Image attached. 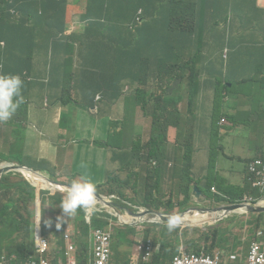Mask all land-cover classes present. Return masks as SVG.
Listing matches in <instances>:
<instances>
[{
	"label": "trees",
	"instance_id": "obj_1",
	"mask_svg": "<svg viewBox=\"0 0 264 264\" xmlns=\"http://www.w3.org/2000/svg\"><path fill=\"white\" fill-rule=\"evenodd\" d=\"M224 3L225 0H217L215 6L219 9ZM68 4L69 0H0V41L3 39L7 43V46H0V65L11 73L19 74L24 81V103L18 108V114L30 105L25 94L32 71L29 53L31 38L20 31L18 24L23 27L26 22L37 20L56 27L63 33ZM204 5L205 0H87L82 32L71 37L63 35L60 45V55H63L69 49L72 50L76 42L80 44L82 51L78 58L79 65L85 60L84 72L89 56L97 48L105 57L104 62L115 65L118 76L80 75L81 79L93 82L98 90L96 93H101L104 99V109L99 116L93 117L99 118L96 124L99 134L77 143L76 166L66 179L53 171V162L50 160H47L48 172L45 176L64 186H68L74 179L90 178L96 185V195L118 194L133 207V212L150 211L163 217L164 221L150 223L154 222L150 220L148 223L151 229L146 231L141 258L132 259L135 264H173L177 257L191 256L194 248L201 250V246L195 245V242L191 243L190 248L184 240L188 236L189 227L180 225L174 233L169 232L166 227L169 215L181 216L190 208L192 188L200 187L210 197L211 189L217 186V200L228 204L240 203L245 196L253 195L255 198L256 188L252 186V181L247 182L243 193L237 194L232 190L231 178L223 176V172L215 171L216 141L219 139L222 116L225 115L219 107H215L208 118L213 140L211 149H206V154L210 155L208 168L192 173L194 149L189 147L188 142L190 137L194 138L200 123L197 121L192 125L177 108L181 97L169 95L172 86L176 84V63L172 57L174 41L167 30L173 32L176 31V26H185L189 34L188 42L204 46L205 37L212 36L215 30L214 25L210 26L204 21ZM228 10L229 14L236 13L241 17L242 25L258 17L256 7L245 1L228 0ZM228 25L226 22V27ZM260 37L264 39L263 34ZM65 39L72 40V43H67ZM27 44L29 47H26ZM202 57L201 53L195 55L194 61L187 66L201 77L205 72ZM116 58L120 60L119 63H116ZM0 72L3 70L0 69ZM67 75L69 77L71 73L68 72ZM83 83L81 81L80 85ZM72 85L73 77L70 79V90ZM232 90L229 83L220 81L215 101L220 102L223 95ZM252 91L255 92L254 87ZM94 96L95 94L87 95L83 99V109L99 105L97 101L94 102ZM194 97L195 93L191 95L192 101ZM115 105H118L117 109L114 108ZM170 105L173 109H169ZM138 106L141 107L144 118L152 119V133L148 141L138 131L140 126L130 123L126 117L128 108L132 110ZM108 112L116 115L112 117ZM107 117L110 118L107 120ZM116 118L121 119L113 120ZM231 119L235 120L233 117ZM246 121L251 122V119L247 118ZM171 127L178 129L176 140L171 137ZM184 127L189 128L186 131ZM123 155L131 157L129 167L113 168V160ZM257 157L264 158V153L259 151L254 158ZM142 160L146 162L145 168L138 166ZM251 160L244 159V162L248 164ZM82 162H85V167H81ZM98 163H102L100 170L97 169ZM88 169H91L90 173ZM148 172L149 176L139 175ZM121 173L127 174L125 181L113 187L115 175ZM19 178L21 182H12L9 177H2L0 180V254L10 264L25 263L35 256L33 225L36 200L39 197L44 216L41 223L42 234L47 237V233L52 232L58 239L65 232L66 225V215L60 207L64 193L53 194L49 190L37 188L33 181H27L23 176ZM111 179L112 186L108 185ZM223 191L228 198H221ZM262 195L264 191L256 199ZM80 211L78 210V215L81 214ZM102 214L103 219H93L94 228L108 229V223L113 222L116 217L106 211ZM76 219L77 234L81 230L86 234L89 226L85 217ZM210 233L219 236L216 228H209L206 235ZM76 238L79 240L78 236ZM113 241L114 239L109 264H129L126 258L120 259V250ZM176 241L179 242L177 246ZM122 244L131 247L133 242L124 238ZM124 255L128 257L129 252ZM50 263L56 264L55 261Z\"/></svg>",
	"mask_w": 264,
	"mask_h": 264
},
{
	"label": "crops",
	"instance_id": "obj_2",
	"mask_svg": "<svg viewBox=\"0 0 264 264\" xmlns=\"http://www.w3.org/2000/svg\"><path fill=\"white\" fill-rule=\"evenodd\" d=\"M79 1L80 0H72L73 3H78ZM239 1L248 2L257 9L258 17L250 20L246 25H242L241 17L238 14H229L228 0H225L223 6H220L219 9L215 6L217 0H205L204 6L206 7V14L204 15V21L210 26L214 25L215 30L212 36L207 35L205 37L206 44L204 46H201L199 43L188 42L189 34L185 26H176V31L173 32L167 30V33L171 34L174 41L172 57L173 62L176 63V73L174 74L176 84L172 86V89L179 85L180 80L185 76L186 70L190 71L189 81H195L197 79L203 80L200 86L189 89L184 94L176 95V97H181V100L184 101V107L181 109L183 116L187 120H190L192 125L197 121L200 123L199 130L194 135L195 142L202 148H207L208 142L211 139L208 118L215 107H219L225 112L222 118L226 121L222 122L221 119L219 138L221 135H224L236 143V137H239V141L243 140L242 145H244V148L241 156L228 157V160L231 162H229L226 169L221 166L222 161L220 159L219 150L217 147L215 149V171L223 172V176H229L233 184L232 187H234L236 180L245 173L247 167L246 165L243 166L244 159L251 160V154L258 156L259 151L264 153V135H259L258 130H255L254 139L252 141L249 139L252 121L257 122L261 120L260 123L264 122V39L260 37V35H264V0H232V2ZM198 5L200 6L199 2ZM226 22L229 23L227 27ZM83 23H80L81 29L79 31H73L67 34L68 30L71 28V23L67 20L66 11V28L63 33L56 27H51L37 20L28 21L23 27L18 24L20 31L31 38L29 53L31 55L32 71L29 75V84L25 94V97L30 100V105L23 112L17 114L15 121L25 123L30 129V132L23 140L29 141L30 144L25 147L32 151L36 150L46 162L47 160L53 162V171L60 174L64 179L75 169L76 152L78 148L77 143L94 138L99 134L98 126H93L91 120L99 119L93 117L94 115L99 116V113L105 107L103 96L101 93H96L98 90L95 84L81 79L80 75L103 74L111 78H116L118 76L115 65L104 62L105 57L97 48H95L94 53L89 56L88 66L85 72L83 71L85 60L79 65L78 56L82 51L79 43L76 42L72 50L69 49L64 52L63 55H60V45L63 41V35L71 37L73 34H80L83 30ZM217 23H219V26ZM65 41L67 43H72V40L65 39ZM1 46L6 45L3 44ZM26 47H29V44H27ZM199 53L203 56L202 64L205 71L203 77L187 67L194 61L195 55ZM75 56L78 58L77 68H75ZM0 69L3 70V72L11 73L2 65H0ZM68 72L71 73L69 77L67 75ZM71 77H73V85L70 90ZM81 81H84L82 86L80 85ZM220 81L229 83L233 90L224 94L220 102H216L215 92ZM252 87L255 88V92L252 91ZM74 89L79 90L78 100L72 97L71 93ZM194 93L195 97L192 101L191 95ZM80 94H82V96H80ZM94 94V102L97 101L99 103L97 114L91 112V106H88L87 109H83V99L87 95L92 96ZM98 96H101V98L98 99ZM260 99H262V104L252 107V105L259 102ZM117 106L118 105H115L114 108L117 109ZM169 109H173L171 105ZM249 111L250 113L248 115ZM129 112L131 114L127 116V119L130 123L141 127L144 120L141 107L138 106L132 110L129 108ZM40 114L42 115L39 116ZM108 114L112 117L116 115L110 112H108ZM232 117L235 120H232ZM247 118H250L251 122H247ZM118 119L121 118L113 120ZM54 123L56 124V133H50L51 136H47L44 142H39L36 127L44 124L52 125ZM1 126L3 125L1 124ZM170 129L175 133L173 137L171 135L172 139L176 140L178 129L176 127H171ZM63 130H68L73 136H63ZM200 133L206 135L205 142L199 137ZM0 135L3 136L4 134ZM260 137L261 141L259 146L252 144V142ZM61 139H64V141L58 143ZM48 141L54 143L53 147H50V145L46 143ZM249 142L251 143L250 146H248ZM231 148L232 147L228 146L225 147L228 151H231ZM201 151L202 150L193 151L194 162L192 173L204 167L208 168L210 155L206 154V150ZM53 153L54 155L51 156ZM31 158L32 156L27 155L22 159L25 162L12 159L8 161L4 160L5 156L0 155V159H2L0 160V166L7 163H17L29 167L45 176L48 172V168L45 173L41 172L39 169L42 168L40 166H34L30 162ZM128 159L130 158H126L123 155L114 159L113 164L119 166ZM83 164L86 166L85 162H83ZM101 164L102 163L97 164L98 170L101 169ZM88 172L90 173L91 169H88ZM3 177H9L12 182L22 181L16 172L6 173ZM213 187L218 192V187ZM198 190L201 192L200 197H194L190 202V208L184 211V214L180 216H190V219L182 220L180 224L182 226H190L192 216L199 213L198 210H191L196 207L201 209L211 208L213 212L223 211V216L227 215L223 208H220L222 205H225V202L217 200V194L213 193L211 190L213 195L208 197L202 192L200 187H198ZM204 197H207V199H204ZM221 197L228 198V195L223 191ZM125 202L130 206L127 201ZM114 206L113 204L112 207ZM37 208L38 199L36 200V211ZM80 212L81 214L79 215L78 212L76 213V218L80 216L85 217L84 211L81 210ZM102 212L104 211L95 210L87 214V216H89L90 213H93V216L89 217V221L86 222L89 226L86 234L83 230L78 232L79 235L77 233L70 234L64 232L60 234L58 239L52 232H48L47 237L44 236L42 234L43 230L41 225H36L34 223L35 256L31 260L20 264H41L42 260L55 261L56 264H93V219L96 216H101ZM244 212L246 213L244 215L248 216L247 222L256 229L264 225V212H252L248 208L244 209ZM231 215L232 214H228V217ZM121 219H127L132 222V213H128L126 217L120 214L119 220L123 225ZM75 222L77 225V219ZM149 222L150 221L144 223L146 224ZM108 224L114 233V223ZM142 224L143 223H140L136 226L123 225L126 231L133 235L131 237L134 241H131L140 249L144 248L141 238L147 230L151 229V227H142ZM127 227H132V229L128 230ZM237 227L238 225L236 228ZM211 228H216L219 240L223 242L224 246L214 251L203 247L202 244L206 239V234L209 232L208 229V231L200 237V240L195 242V245L201 246V250L197 251L194 248V251H192L193 254L215 256L219 253L221 254V258L232 264H245L251 243L254 241L264 242V235H261V237L258 236V232L261 230L256 233L252 230L251 241L245 243L244 239L240 237L230 225L216 224ZM108 231L109 229L105 230V232ZM155 231L157 232L156 229ZM76 236L79 237V240ZM202 238L203 242H201ZM231 240L233 243H231ZM178 244L179 242L176 241V246ZM124 245L127 246L126 244ZM173 245L172 243V246ZM231 256H236V259L231 260Z\"/></svg>",
	"mask_w": 264,
	"mask_h": 264
},
{
	"label": "rangeland",
	"instance_id": "obj_3",
	"mask_svg": "<svg viewBox=\"0 0 264 264\" xmlns=\"http://www.w3.org/2000/svg\"><path fill=\"white\" fill-rule=\"evenodd\" d=\"M85 5H86V0H80L78 3H73L72 0H70L68 7H67V20L69 23H71V28L68 30L67 34H70L73 31H79L81 29L80 23H83L85 21L86 18V10H85ZM5 44L7 46V43L5 40L1 39L0 41V46ZM120 60L118 58H116V63H119ZM78 67V58L77 56H75V68ZM189 74L190 71L186 70L185 72V76L180 80L179 85H177L174 89L171 90L169 95H177V94H184L186 93L189 89H193L196 88L198 86H200L203 83L202 79H197L195 81H189ZM151 90H149L150 92ZM72 97L74 99H79V90L78 89H74L72 91ZM80 96H82V94H80ZM262 104V99H260L259 102L255 103L252 105L256 106V105H260ZM184 107V101L181 100L180 102L177 103V108L181 111V109ZM250 111L248 112L249 115ZM131 114L129 112V108L126 111V117ZM14 118V115L12 116V118L7 121V122H0V134H4L3 136L0 135V155L5 156V158L12 159V160H20L22 162V159L27 156L30 155L32 156L30 162L34 165V166H40L42 169L41 172L45 173V171L48 168V163L45 161V159H42V157L38 154V152L32 151L31 149H27L25 146H29V141H23L25 136H27V134L30 132L29 127L25 124V123H19L16 121H13L12 119ZM110 117H107V120ZM259 122V123H258ZM261 120H258L257 122L252 121V126L250 129V141H252L255 137V130H258V134L263 136L264 135V122L260 123ZM92 123L96 126L97 124V119H92ZM1 124L4 126H1ZM189 127H184V129L187 131ZM37 129V138L39 140V142H44L47 136H51L50 133H56V124H52V125H47L44 124L42 126H38L36 127ZM138 131L142 134L145 135L146 137V141H148V139L150 138V135L152 133V119L149 117H145L142 123V126L138 129ZM171 135L172 137L174 136V132L173 130L170 129ZM62 135L63 136H73L72 134H70V132L68 130H63L62 131ZM199 137L202 138L203 142H205V138L206 135L200 133ZM237 143L234 142L233 140H231L230 138H227L224 135H221L219 139H217L216 143H217V149L219 150V155H220V159L222 161L221 166L224 167L225 169L228 167L229 162H231L230 160H228V157H233V156H241L244 145H242L243 140L239 141V137H236ZM64 141V139H61L60 141H58V143ZM261 141V137L258 138L256 141L252 142V144H255L257 146H259ZM48 145H50V147H53L52 142L48 141L46 142ZM208 146L207 148H202L198 143L195 142V139L193 137L189 138V142L188 145L190 148L194 149V150H206V149H211L212 144H213V140L210 139L208 142ZM25 144V145H24ZM251 143H248V146H250ZM232 147L231 151H228L227 149H225V147ZM60 148V147H58ZM56 149V148H54ZM201 151V152H202ZM53 154H51V156H53ZM256 155L255 154H251L250 158H254ZM2 160V159H0ZM247 160V159H245ZM262 161V160H261ZM132 162L131 161V157L130 159H128L125 163H123L122 165H119L120 167H124V168H128L129 163ZM246 165V170L244 175H242L241 177H239L236 180V183L234 185V187H232V190L237 193V194H241L244 192V188H246L247 186V182L252 178L253 175V171L255 169H258L256 166L252 165L251 163H246L244 162L243 166ZM114 168L117 167L115 164H113ZM138 166L141 168H145L146 167V162L144 160L140 161L138 163ZM139 175H143L149 176V172L143 173ZM127 177L126 173H121V174H116L115 175V179L116 182L114 184L113 187L117 186V185H121L125 179ZM148 179L150 180L151 177H148ZM139 183V182H138ZM108 185L112 186L113 185V179H111L108 183ZM254 186V185H253ZM112 187V188H113ZM101 190L104 191V189L100 188ZM51 192L55 193L52 189H48ZM264 190V187H257L256 190L254 191V196L255 198L257 196H259ZM112 193L114 191H111ZM62 193H64V191H62ZM210 195H213L212 192L209 193ZM127 195H131L130 193H127ZM196 193H195V188L191 189L190 192V200H192L195 197ZM109 197H111L112 199V203L115 205L114 207H112V209H108V211L117 216V218H115V223L117 224L115 231H114V235H113V243L118 247V249L120 250V259H127V261L129 262V264L131 263V259H132V254L131 251L134 247V244L132 245L130 251H129V255L128 257H125L124 253L127 251V246L122 244V238L124 236H127L130 240L134 241L133 238L131 236H133L131 233L127 232L125 229V226H123L119 220V215H123V216H127V214L132 213L133 212V207L129 206L124 200H122V198L118 195V194H112V195H108ZM204 199H207V197H204ZM100 202L99 199H97V204ZM229 205V204H228ZM123 206V207H121ZM124 208V209H123ZM105 209V208H104ZM41 216V223L44 219V216L42 215L43 211H40ZM105 213V212H104ZM142 214L147 215V213L143 212ZM202 215V213H199ZM246 213H238V214H233L231 216H229L228 218H225L223 221L218 222V223H212V224H206L202 227L199 226H193L191 224V226H189V228H187L188 230V236L186 238H184V240L188 243L189 247L191 246V243L193 242H198L200 240V237L206 233L208 231L209 228L214 227V225H218V224H223V225H230L232 226V229L240 236L244 239V242H250L251 241V235H252V230L254 233H256L259 230H264V225H262L261 227H259L258 229H256L254 226H252L251 224H249L247 222L248 220V216L244 215ZM103 215V214H102ZM101 216H96L94 221L100 217L103 219V217ZM151 218V217H150ZM76 219V218H75ZM182 220H186V219H190V216H183L181 217ZM87 220V219H86ZM122 221V220H121ZM129 222H131L130 220H128ZM88 222V221H87ZM123 222V221H122ZM35 224L36 223V217H35ZM238 225V227L236 228V226ZM74 226H75V231L77 233V229H76V223L74 221ZM150 227V225L148 223H143L142 227ZM127 229H132V227H127ZM159 231V230H158ZM177 232V229L172 231V233ZM122 232V233H121ZM146 236V232L144 233L143 237L141 238V241H144V238ZM201 242H203V238L201 240ZM231 243H233V241L231 240ZM203 247L205 249H210V250H215V249H220L221 247H223V242H221V240H219V236H214L213 234H209L206 236L205 242L202 244ZM191 248V247H190ZM205 252V251H204ZM142 256V251H138L136 254V258H141Z\"/></svg>",
	"mask_w": 264,
	"mask_h": 264
},
{
	"label": "clouds",
	"instance_id": "obj_4",
	"mask_svg": "<svg viewBox=\"0 0 264 264\" xmlns=\"http://www.w3.org/2000/svg\"><path fill=\"white\" fill-rule=\"evenodd\" d=\"M23 87H24V81L19 74L0 72V122L9 121L13 115H14V118L12 120L14 121V119L16 118V116L18 114V108L20 107V105H22L24 103ZM98 110H99V105L91 108V112L93 114H97ZM222 119H224V118H222ZM12 165H19V164L7 163L5 165L0 166V169L11 167ZM81 167H85L83 162L81 164ZM20 169H25V168L23 167ZM17 170H19V169H17ZM17 170H10L6 173L16 172L17 175L22 176L20 173L17 172ZM31 172H32L31 178H32L33 182L36 184L37 188L42 186V188L44 190H48V188H46V187H49L50 185L48 183L44 182L43 180H41V177L44 175L35 171V170H31ZM6 173H4V175ZM1 179H2V177L0 178V180ZM32 180H27V181H32ZM50 188L56 193V190L53 187L50 186ZM96 191H97V189H96L95 183L90 178H87V177L81 178V179H74L66 187V189L64 190V195L60 201V207H61L63 213L66 215L65 231H66L68 225L71 224L72 228L74 230V233H76L74 221L76 220L75 218L77 217L76 213L78 212V210H83L85 213V219H87V214L89 212H94L96 210V206H98L99 203L104 204V197L105 196L96 195ZM97 199L100 200V202L98 204H97ZM223 202H225V201H223ZM38 205L41 208L40 197L38 199ZM112 206H113V204H112ZM112 206L108 205V208H105L106 212L110 213L108 211V209ZM227 206H229V205L227 202H225V205H222L221 208L224 209ZM110 209H112V208H110ZM191 210H198L199 213H202V215H207L208 213L213 212L211 208L201 209L199 207H196V208H192ZM111 215H113V214H111ZM113 216L117 218V216H115V215H113ZM119 217H120V215H119ZM152 218H150L148 216H146V217L132 216V222H135L136 220L139 221L142 219L152 220ZM87 221L88 220H86V222ZM216 221H217V219L214 220V223H217ZM113 223H114L115 228H116L117 224L115 223V221H113ZM181 223H182V219L179 215H169L168 219H167V224H166L167 230L169 232L174 231L180 226ZM40 225H41V219H40ZM190 226H191V224H190ZM59 227H60V224L58 223L57 228H59ZM76 229H77V225H76ZM124 238H128V237H124ZM124 238H122V240ZM131 247L127 246L126 252H129ZM137 248L138 247H136V245L134 244V247L131 251L132 259H133V254ZM132 259H131V262H132Z\"/></svg>",
	"mask_w": 264,
	"mask_h": 264
},
{
	"label": "built area",
	"instance_id": "obj_5",
	"mask_svg": "<svg viewBox=\"0 0 264 264\" xmlns=\"http://www.w3.org/2000/svg\"><path fill=\"white\" fill-rule=\"evenodd\" d=\"M98 98H101V96H98ZM223 122H225V119H222ZM262 160V161H261ZM252 162L253 166H256L258 169H255L253 171L252 178L250 181H252V186L254 188L257 187H264V158L257 157L250 161ZM18 173H20L23 177H25L27 180H32V172L28 171L27 169H19L17 170ZM33 181V180H32ZM49 186V185H48ZM48 189H51L50 186L46 187ZM212 192L217 194L216 189L213 187ZM264 191V190H263ZM112 198L109 196L104 197V204L99 203L96 208H108V205L112 203ZM259 201V198L256 199L252 196H245L243 201L240 203H234V204H241V205H256ZM233 205V204H229ZM103 211V210H100ZM216 212L208 213L215 214ZM238 213H245L244 209H238L235 210V212L231 213L238 214ZM93 213H90L89 216H87V220L89 221V217H92ZM221 220H224L228 217V215L220 216ZM219 218V217H218ZM216 218V219H218ZM110 223H113L112 221ZM109 231L105 232L106 229L104 228H94L93 230V244H94V252H93V264H109L110 258H111V244L113 240V231L109 225L108 227ZM67 233L74 234V230L72 228V225L69 224L66 231ZM261 235H264V230H261L258 232V236L261 237ZM142 249L137 248L136 251L133 254V259L136 258V254L138 251H141ZM138 259V258H136ZM236 256H231V260H235ZM132 263V262H131ZM0 264H10L4 256L0 254ZM41 264H51L50 261L42 260ZM135 264V263H132ZM173 264H232L231 262L221 258V254H216L215 256L210 255H198V254H192L191 256L183 255L181 257H177L174 260ZM245 264H264V242H258L254 241L250 245L249 254L247 256Z\"/></svg>",
	"mask_w": 264,
	"mask_h": 264
},
{
	"label": "water",
	"instance_id": "obj_6",
	"mask_svg": "<svg viewBox=\"0 0 264 264\" xmlns=\"http://www.w3.org/2000/svg\"><path fill=\"white\" fill-rule=\"evenodd\" d=\"M23 167L25 169H27L28 171H30V172L32 170L31 168L26 167V166L12 165L11 167L0 169V178L3 177L4 173H6V172H8L10 170H17V169H20V168H23ZM41 180H43L44 182L48 183L51 187H53L56 190V192H62L67 187V186H64V184L58 183L56 181H53V180H51V179H49V178H47L45 176H42ZM39 188H42V186H40ZM195 193H196L195 197L199 198L201 192L198 190V187H195ZM255 204L257 206L233 204V205H229V206L225 207L223 210L226 212L227 215L235 212V210L246 209V208H248L250 211L256 212V213L264 212V195H262L259 198V201L257 203H255ZM109 206H112V203H110ZM142 213H134V212H132V216H135V217H146V216H148V217H151V218L153 217L152 221H154V222H159V221H164L165 220L163 217H161L160 215H157L154 212L145 211V213H147V215H144ZM40 216H41L40 215V207L38 205V208H37V211H36V222H37V225H40ZM147 221H150V220L142 219V220H139V221L136 220L135 222H123V225L136 226V225H138L140 223H144V222H147ZM220 221H222L221 217H219L216 222L218 223Z\"/></svg>",
	"mask_w": 264,
	"mask_h": 264
},
{
	"label": "bare ground",
	"instance_id": "obj_7",
	"mask_svg": "<svg viewBox=\"0 0 264 264\" xmlns=\"http://www.w3.org/2000/svg\"><path fill=\"white\" fill-rule=\"evenodd\" d=\"M96 210H103L106 211V209L104 208H96ZM223 215V211L220 212H216L215 214H210V215H201L199 213L195 214L192 216L191 219V224L193 226H199L202 227L206 224H212L214 222V220L220 216ZM123 222H129L127 219H121Z\"/></svg>",
	"mask_w": 264,
	"mask_h": 264
}]
</instances>
